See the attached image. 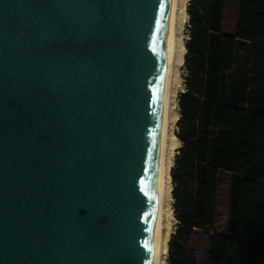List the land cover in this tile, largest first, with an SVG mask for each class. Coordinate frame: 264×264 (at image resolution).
<instances>
[{
	"label": "water",
	"instance_id": "1",
	"mask_svg": "<svg viewBox=\"0 0 264 264\" xmlns=\"http://www.w3.org/2000/svg\"><path fill=\"white\" fill-rule=\"evenodd\" d=\"M170 0H0V264H153Z\"/></svg>",
	"mask_w": 264,
	"mask_h": 264
},
{
	"label": "trees",
	"instance_id": "2",
	"mask_svg": "<svg viewBox=\"0 0 264 264\" xmlns=\"http://www.w3.org/2000/svg\"><path fill=\"white\" fill-rule=\"evenodd\" d=\"M225 0H190L185 91L179 95L171 169L177 228L171 264H197L186 249L204 233L209 264H264V0H240L234 34L221 31ZM247 47L238 97L230 75ZM236 94V96H237ZM230 174L226 234L215 229L218 174Z\"/></svg>",
	"mask_w": 264,
	"mask_h": 264
},
{
	"label": "bare ground",
	"instance_id": "3",
	"mask_svg": "<svg viewBox=\"0 0 264 264\" xmlns=\"http://www.w3.org/2000/svg\"><path fill=\"white\" fill-rule=\"evenodd\" d=\"M189 0H170L169 28L166 38V61L164 67V104L158 132V190L155 212V254L153 264H167L168 241L174 219L171 207L172 180L170 168L175 149L181 141L175 133L179 119L175 94L181 85L179 68L183 64L186 46L183 26L188 18Z\"/></svg>",
	"mask_w": 264,
	"mask_h": 264
},
{
	"label": "rangeland",
	"instance_id": "4",
	"mask_svg": "<svg viewBox=\"0 0 264 264\" xmlns=\"http://www.w3.org/2000/svg\"><path fill=\"white\" fill-rule=\"evenodd\" d=\"M239 2L240 0H225L224 5V12L222 16V22H221V31L228 34H234L236 30V24H237V17H238V10H239ZM190 3V0L187 2V8ZM183 37L184 42L189 38V16L187 18V21L185 22L183 26ZM186 54V53H185ZM247 47L244 45H238L237 47V55H236V64L235 69L230 75V86L232 84L233 88L231 90L232 96L234 97V102L237 105H241V99L238 97V91L242 87L241 84L242 79L244 78L242 72L243 69L246 68V60H247ZM187 67L183 61V64L179 68V74L181 77V85L177 89L175 94V100H176V110L180 117V106H179V95L185 91V79L187 76ZM237 94V96H236ZM177 132V122L175 123V133ZM180 147V146H179ZM175 149L173 154V163L170 168L171 169L174 165V159L178 154V150ZM229 181H230V174L226 171H220L218 174V184H217V198H216V218H215V230L221 234H226V228H227V216H228V201H229ZM173 188L174 184L172 183L171 187V195H172V201H171V207L173 210ZM174 219L172 220L171 228L172 233L177 228V219L175 217V214L173 212ZM168 252L166 256L167 264H171V260L173 257V254L175 253V248L170 247V243L168 241ZM186 249L190 252H193L196 256L197 264H209V245L207 237L204 235L203 232L198 230H193L191 234V238L189 241V244L186 246Z\"/></svg>",
	"mask_w": 264,
	"mask_h": 264
},
{
	"label": "crops",
	"instance_id": "5",
	"mask_svg": "<svg viewBox=\"0 0 264 264\" xmlns=\"http://www.w3.org/2000/svg\"><path fill=\"white\" fill-rule=\"evenodd\" d=\"M223 12H224V10H223ZM228 34V33H227Z\"/></svg>",
	"mask_w": 264,
	"mask_h": 264
}]
</instances>
